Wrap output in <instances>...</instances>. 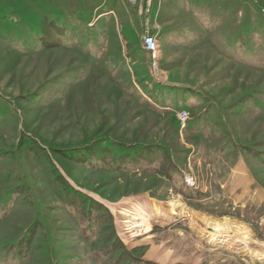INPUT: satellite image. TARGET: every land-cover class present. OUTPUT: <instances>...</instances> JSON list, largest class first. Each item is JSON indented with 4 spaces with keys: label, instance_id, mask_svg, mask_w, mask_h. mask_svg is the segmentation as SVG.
Segmentation results:
<instances>
[{
    "label": "rangeland",
    "instance_id": "374dc122",
    "mask_svg": "<svg viewBox=\"0 0 264 264\" xmlns=\"http://www.w3.org/2000/svg\"><path fill=\"white\" fill-rule=\"evenodd\" d=\"M136 258L264 264V0H0V264Z\"/></svg>",
    "mask_w": 264,
    "mask_h": 264
},
{
    "label": "bare ground",
    "instance_id": "6f19581e",
    "mask_svg": "<svg viewBox=\"0 0 264 264\" xmlns=\"http://www.w3.org/2000/svg\"><path fill=\"white\" fill-rule=\"evenodd\" d=\"M130 199L124 201L126 205H128V208L119 204H108L113 214H120L124 217L123 223L126 226L127 231H132L133 229L137 232L149 231V219L153 216V214H156L158 217L167 218L172 217V215L188 214L186 207L177 199L171 200L166 204L155 202L148 198L135 202ZM164 206L166 209L163 211L162 209ZM211 219L212 218L204 217L203 221H210ZM234 224V221L226 218L223 220L214 219L210 223V226H212L213 229L210 233L217 234L219 230L229 228L230 225Z\"/></svg>",
    "mask_w": 264,
    "mask_h": 264
},
{
    "label": "built area",
    "instance_id": "2783aa9c",
    "mask_svg": "<svg viewBox=\"0 0 264 264\" xmlns=\"http://www.w3.org/2000/svg\"><path fill=\"white\" fill-rule=\"evenodd\" d=\"M132 1H138V0H132ZM142 44L146 52L155 54L158 46L157 42L154 36H152L149 32H145L142 35ZM187 118V115L185 112L181 115V120L184 121ZM194 183H189V186H193Z\"/></svg>",
    "mask_w": 264,
    "mask_h": 264
},
{
    "label": "trees",
    "instance_id": "16d2710c",
    "mask_svg": "<svg viewBox=\"0 0 264 264\" xmlns=\"http://www.w3.org/2000/svg\"><path fill=\"white\" fill-rule=\"evenodd\" d=\"M99 146V148L97 149V151L98 152H101L102 151V149L103 148H105V147H102V146H105V145H101V147H100V145H98ZM120 151L122 152V154H127L128 152H130L131 150H134V147H127V146H125V145H120ZM147 150H150L149 148H146V149H144V151H141V150H137V151H135V152H147ZM121 158V157H120ZM99 161L101 160V159H98ZM115 160V162H119V161H121V160H117V159H114ZM136 261H134V263H136V264H151V263H149V262H145V261H142V260H140V259H135Z\"/></svg>",
    "mask_w": 264,
    "mask_h": 264
}]
</instances>
